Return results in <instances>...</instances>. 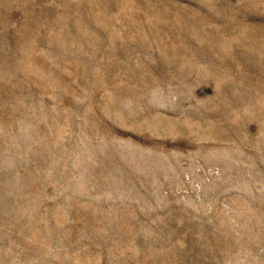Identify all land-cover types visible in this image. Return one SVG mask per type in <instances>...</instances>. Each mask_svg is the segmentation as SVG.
Wrapping results in <instances>:
<instances>
[{
  "label": "rangeland",
  "instance_id": "374dc122",
  "mask_svg": "<svg viewBox=\"0 0 264 264\" xmlns=\"http://www.w3.org/2000/svg\"><path fill=\"white\" fill-rule=\"evenodd\" d=\"M0 264H264V0H0Z\"/></svg>",
  "mask_w": 264,
  "mask_h": 264
}]
</instances>
